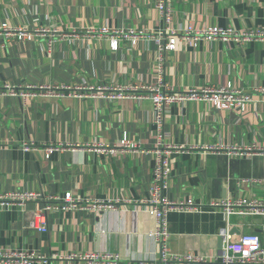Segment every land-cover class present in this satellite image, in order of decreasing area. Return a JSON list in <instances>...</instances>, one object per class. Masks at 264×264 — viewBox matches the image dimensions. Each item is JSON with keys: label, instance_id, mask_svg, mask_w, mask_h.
Returning <instances> with one entry per match:
<instances>
[{"label": "crops", "instance_id": "obj_1", "mask_svg": "<svg viewBox=\"0 0 264 264\" xmlns=\"http://www.w3.org/2000/svg\"><path fill=\"white\" fill-rule=\"evenodd\" d=\"M157 2L0 0V24L56 29L57 36H64L51 45L50 32L25 41L0 36V87L148 84L159 61L154 36L163 31V79L171 91L231 83L253 95L242 113L218 110L204 101L173 103L161 132L152 122L148 98L75 97L67 91L25 100L1 95L0 194L33 191L42 199L23 206L0 204V249L48 257L98 252L117 254L122 261L156 260L155 218L138 201L150 196L151 149L160 141L182 148L170 154L165 196L192 198L201 205L168 213L171 253L219 258L221 230L233 240L244 233L264 239L263 217L227 216L208 205L219 199L264 198V153L231 151L264 147V95L252 92L264 87V41L237 45L202 39L191 45L180 35L189 27H264V0H171L168 22ZM113 29L148 36L133 43ZM124 138L139 148L115 154L95 150L101 145L118 148ZM26 145L31 148L24 149ZM47 145L63 147L46 157ZM67 193L81 201L119 202L100 213L49 211L47 231L32 227L44 199Z\"/></svg>", "mask_w": 264, "mask_h": 264}, {"label": "built area", "instance_id": "obj_2", "mask_svg": "<svg viewBox=\"0 0 264 264\" xmlns=\"http://www.w3.org/2000/svg\"><path fill=\"white\" fill-rule=\"evenodd\" d=\"M171 0H158L156 6L160 13L169 21ZM167 30V27H166ZM50 32L51 37L47 43L59 41L61 37L56 29L50 31L48 28L34 27L32 29L17 25L0 24V36L8 40L25 41L36 36H44ZM107 32V31H104ZM117 36L129 38L135 43L139 37L144 38L142 32L123 29H113L111 31ZM174 33V31H170ZM163 31L154 36V41L159 45V61L156 64L155 75L152 82L142 85H100V86H66V85H10L4 84L0 87V96L4 94L14 95L23 100L31 96L62 95L65 91L75 97H105L108 99L123 98H148L152 102V122L159 132L162 131L166 109L173 103L186 101H204L211 107L218 110L233 109L242 113L245 106L252 100L253 95L242 89L235 88L231 83L219 86L208 85L203 88H190L182 91H171L164 83L163 52L165 44H162ZM182 39L193 45L199 40L232 42L241 45L244 42L258 40L264 41V27H253L249 30H236L232 27H219L216 25L204 29L187 28L180 33ZM112 45H117V40H111ZM252 92L264 95V87L253 88ZM138 94V95H137ZM161 137V134H160ZM119 147H109L101 145L96 147V151L106 154L125 153L136 151L139 147L124 138L120 141ZM61 145H47L44 147L45 156L48 157L53 151L62 148ZM31 146H24L29 149ZM181 147H170L161 141L151 149L154 155V164L151 169L149 184L150 196L145 201H138L146 212L155 218L156 228L153 233L154 239L159 246L160 252L156 260L145 263L142 261H122L120 256L112 253H69L67 255H52L50 257L40 255L34 251H16L10 249H0V264H264V239L256 233H244L236 240L225 230L220 231L222 237V251L219 258L207 259L205 256L192 254L178 255L169 251V230L167 215L173 210L192 211L199 209L200 204L192 198L168 199L164 190L169 186L171 178V167L169 157L172 150H181ZM217 150L219 148H213ZM234 154L264 153V147L248 146L243 149H232ZM246 180H240L244 183ZM40 195L33 191H15L0 194L1 205L16 204L23 206L27 201L36 200ZM44 205L35 212L32 227L39 231H47V213L59 210H90L96 213L116 207L119 201H81L75 199L70 193L62 197H48L44 199ZM138 202L135 201L136 204ZM127 203H129L127 201ZM212 208L222 210L225 215H259L264 218V198H235L219 199L208 203Z\"/></svg>", "mask_w": 264, "mask_h": 264}]
</instances>
